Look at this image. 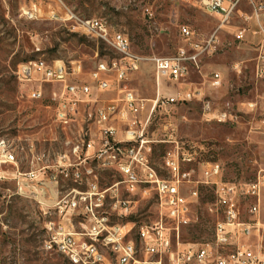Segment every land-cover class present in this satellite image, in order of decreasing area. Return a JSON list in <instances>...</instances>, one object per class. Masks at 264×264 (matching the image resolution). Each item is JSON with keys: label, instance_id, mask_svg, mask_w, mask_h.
<instances>
[{"label": "rangeland", "instance_id": "rangeland-1", "mask_svg": "<svg viewBox=\"0 0 264 264\" xmlns=\"http://www.w3.org/2000/svg\"><path fill=\"white\" fill-rule=\"evenodd\" d=\"M198 0H0V140H5L13 150L18 166L0 168V264H70L65 256L46 250L50 235L49 222L57 225L63 219L58 214L50 217L59 201L73 190L87 191L88 187L71 182L59 185L47 181L52 170H43L82 145V129H88L83 119L88 108L82 106L75 121L64 128L56 121L57 105L53 94L60 93L59 85H44L43 98L35 100L33 94L40 89L36 82L22 83L17 73L19 67L29 62H64L71 73V81L88 83L93 88L92 98L106 105L122 98L117 91L99 92L92 74L100 63H112L120 57L112 48L93 36L84 34L67 12L83 20H104L111 32L127 36L132 50L148 59L167 58L184 46L180 27L188 26L201 40L210 37L220 27V19L197 8ZM264 0H245L239 6L228 27L220 32L221 46L217 53L202 60L201 73L193 74L184 85L164 80L161 97L174 96L179 89L201 88L212 102L216 112L229 110L238 119L235 124L208 121L203 118L198 102L176 104L166 110L157 108L150 115L158 99L154 64L146 61L141 69L131 75L127 86L143 101L144 110L138 121L146 123L147 137L153 141L152 164L159 176L169 179L164 170L165 158L176 151V146L195 147L197 162L182 170L192 172L194 181H204L206 163H217L222 169L225 183L244 187L264 175V80L255 75L256 38L248 32L246 41L235 38L238 28L256 30L254 23L245 18L253 11L252 3ZM33 11L36 19H26L24 12ZM222 75L220 88H213L212 77ZM110 78L114 79V75ZM194 84V85H191ZM120 105V104H118ZM87 108V109H86ZM119 127L122 124L118 125ZM96 128H94L95 130ZM88 138H86L87 140ZM41 159V160H40ZM46 172L44 179L19 185L16 174L36 175ZM99 185L106 194L105 210L113 224L133 227L132 239L140 248L138 230L160 221L162 209L156 192L141 186L128 192L121 184L118 172L100 171ZM186 193L198 192L190 210L192 224L181 230V242L209 244L214 241L218 222L225 221L226 207L218 203L216 189L205 185H185ZM127 203V204H126ZM122 204V205H121ZM127 216L117 214L125 208ZM241 219L252 222L250 213L254 201L240 197L237 201ZM117 210H114L115 208ZM260 219L264 225V188L261 196ZM116 211V212H114ZM79 218L72 224L79 228ZM255 253H264V228L260 237L246 241ZM140 250V249H139ZM177 251V241L173 246ZM137 260L150 264L162 261L171 264L167 257H150L139 252Z\"/></svg>", "mask_w": 264, "mask_h": 264}, {"label": "built area", "instance_id": "built-area-1", "mask_svg": "<svg viewBox=\"0 0 264 264\" xmlns=\"http://www.w3.org/2000/svg\"><path fill=\"white\" fill-rule=\"evenodd\" d=\"M245 0H198L196 6L210 16L220 19V27L208 38L199 39L188 26L180 27V36L184 46L177 53L167 58L143 57L132 50L130 39L122 33L111 32L104 20H83L67 12L69 20H75L82 32L93 36L113 49L119 60L108 64L102 62L92 74L93 82L99 92L117 91L122 98L120 106H94L93 88L88 83L71 81V73L64 62L49 64L44 61L29 62L19 67L17 76L22 83L36 82L40 89L33 94L35 100L43 98L44 85H59L60 93L53 94L56 103V121L64 128L75 121L82 106L88 108L84 115V125H96L100 140L96 147L91 141V131L82 129V145L71 148L69 153L60 156L53 165L43 170H52L46 178L50 183L59 185L71 182L78 186L88 187L87 191L73 190L59 201L55 211L44 213L46 217L58 214L63 223L57 225L49 222L46 230L50 240L46 250L58 252L65 256L70 264H150L137 260L139 252L150 257H167L171 264H264V253H255L246 241L260 237L264 225L260 219L261 196L264 188V175L260 174L254 183L239 187L222 180V169L217 163H206L203 168L204 181H194L192 172L182 170L183 165L190 166L197 162L195 147L186 149L177 145L176 151L165 158L164 170L169 179L159 176L152 164L153 141L147 137V126L138 121L144 110L143 101L128 88L127 81L138 72L146 61L154 64L157 84L164 80L180 83L187 80L193 71H200L202 60L213 57L221 46L220 32L228 27L239 6ZM253 11L245 22L256 25V30L238 28L235 38L244 43L248 32L258 39L254 45L256 53L255 75L264 80V2L252 3ZM26 19H36L33 11L24 12ZM114 75V79L110 78ZM213 88H220L222 75L215 73L211 80ZM264 103V96H263ZM198 102L202 105L203 118L208 121L235 124L238 119L229 110L216 112L212 102L203 90H195L175 97H158L153 112L159 108L166 110L169 106ZM86 108V109H87ZM151 113V116L153 114ZM122 124L121 127L118 125ZM86 138H88L86 140ZM41 160V159H40ZM18 166L15 154L5 140H0V168ZM100 171L118 172L123 176L121 184L126 185L128 192H134L141 186L151 187L157 194L162 217L159 222L138 230L140 248L132 239L131 224H113L105 210L108 190L99 185ZM42 173V171L40 172ZM46 172L36 175L17 173L15 180L21 185L23 181H36ZM5 177L0 175V179ZM205 185L216 189L218 203L226 207L225 221L218 222L215 238L212 243L199 244L181 242V230L192 224L190 217L193 200L198 199V192L186 193L185 185ZM240 197L254 201L250 213L255 216L252 222L241 219V210L237 201ZM127 204V203H126ZM125 208L117 215L127 216ZM122 205V204H121ZM116 207L114 210H117ZM116 212V211H114ZM79 218L76 231L72 224ZM177 241V251L173 246ZM140 249V250H139ZM154 264H162L159 261Z\"/></svg>", "mask_w": 264, "mask_h": 264}, {"label": "crops", "instance_id": "crops-1", "mask_svg": "<svg viewBox=\"0 0 264 264\" xmlns=\"http://www.w3.org/2000/svg\"><path fill=\"white\" fill-rule=\"evenodd\" d=\"M201 69H202V66H201V68H200V71H193L192 72V74H191V76L193 75V74H196V73H201ZM190 76V77H191ZM190 77L187 79V80H185V81H182V82H180V83H176V84H179V85H184L183 83H186V81H188L189 79H190ZM157 83V82H156ZM162 83H163V81L161 82V83H159V84H157V94H158V97L160 96L161 97V87H162ZM172 83H175V82H172ZM191 85H194V84H191ZM94 89H96V90H98L97 88H94ZM201 88H196V89H192V88H189V89H179V90H177V92H176V94L174 95V96H168V97H175V96H177V95H179V94H186V93H188V92H191V91H195V90H200ZM201 90H203V89H201ZM203 92H204V90H203ZM94 94V93H93ZM94 101H96L97 102V104H94V106H120L121 104H120V102H119V99H117V100H112V102H113V104H116V105H106V104H104L101 100H98V99H94V98H92ZM158 100V99H157ZM157 101H155L154 102V105H155V103H156ZM190 103V102H189ZM118 104H120V105H118ZM154 105H153V107H152V109H151V112H150V115H151V113L153 112V109H154ZM94 128H96L95 130H94ZM88 129L91 131V141H93L94 142V145L97 147L98 146V144H99V140H100V137H99V135H97L96 133L98 132V127L96 126V125H90V126H88ZM17 175V174H16ZM17 177V176H16ZM15 177V178H16ZM25 181H23V183H24ZM23 183H21V184H23Z\"/></svg>", "mask_w": 264, "mask_h": 264}]
</instances>
